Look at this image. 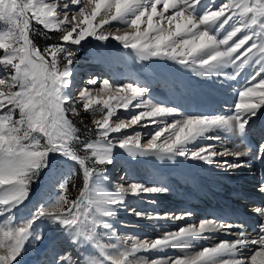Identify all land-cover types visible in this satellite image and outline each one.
<instances>
[{
    "label": "snow or ice",
    "instance_id": "obj_1",
    "mask_svg": "<svg viewBox=\"0 0 264 264\" xmlns=\"http://www.w3.org/2000/svg\"><path fill=\"white\" fill-rule=\"evenodd\" d=\"M53 36L56 42L38 43ZM90 40L104 63L103 50L115 42L141 66L243 82L228 112L216 113L192 110L180 89L154 96L147 80L132 76H91L80 87L74 65ZM119 110L133 114L121 119ZM257 120H264V0H0V264H23L47 239L45 226L63 237L45 245L47 264H264V178L251 225L193 222L189 210L135 211L149 221L185 222L149 239L122 237L118 214L134 211L129 197L170 189L112 184L108 175L117 150L132 161H192L224 174L251 168V160L264 166V126L254 152L224 146L248 144ZM134 126L153 131L127 134Z\"/></svg>",
    "mask_w": 264,
    "mask_h": 264
},
{
    "label": "rangeland",
    "instance_id": "obj_2",
    "mask_svg": "<svg viewBox=\"0 0 264 264\" xmlns=\"http://www.w3.org/2000/svg\"><path fill=\"white\" fill-rule=\"evenodd\" d=\"M216 3H220V0H216ZM88 45L89 46L79 50L74 65L77 84L79 82L78 86L80 87L84 86L86 81L91 76H101L102 78L111 77L109 72L107 73V71L105 72L103 68H101L102 70L99 68L102 66V63L98 60H95V54H99L101 51V49L95 47L96 42L90 40ZM103 51L105 52L106 56L110 57V59H112L113 55H115L116 60L119 63V71L124 68L128 72L134 71L138 74H142L144 79L140 81H148L154 96L159 98L172 97L174 91L176 89H180L186 97L185 102L190 105L192 110H198L205 113H216L220 111L228 112V106L232 104L234 99L233 91L234 89L241 87L240 85L243 82V77H241L238 81H234V85H232V82L221 85L219 83H212L211 81H199L198 78L192 77L190 75H183L174 69L160 68L158 65L148 66L150 62H146L145 65L141 66L134 63L132 59L128 58L126 51L118 46L115 42H112L111 47ZM94 63H98L95 65L98 67L92 66V68H89L90 70H88L87 67L94 65ZM154 68L156 69L155 71ZM86 70L88 71L86 72ZM126 74L129 75V73ZM124 80H126V78ZM131 114L133 113L125 112L124 110H119L118 112L120 118L125 120L128 119ZM125 131L127 134H132L133 131L148 133L153 131V128H140L139 126H134V129H128ZM251 135H254V133ZM232 142L239 144L238 141ZM203 143H216L219 145V143L216 141L206 140L203 141ZM218 145V149H221V146ZM146 159L147 158H140V162H137L132 161L131 158L126 156V154H119L117 155L116 162L113 165L108 166V175L112 178V184L126 183L130 180H137L149 186H167L170 189V191L166 194H145V199L142 200L129 197L128 200H131V202H126L127 209H132L134 211L125 210L122 208L118 214L116 222V227L122 237L139 236L140 238L147 237L149 239H154L157 236L162 235L166 230H173L177 226H183V224L179 223L178 221H149L147 219L138 218L134 214L135 211L143 213L159 212L160 214L165 212H175L176 214H179L182 211L189 210L199 217H202V215H205L204 217H206V214L212 215L210 212L213 211V214H219L222 219H226L230 223H232L231 217L234 214L241 218L247 217L248 221L252 222L251 215H249L251 208H245V205L242 206L239 204L238 206L242 208L236 207V210L233 212L227 211L218 205H214L210 203L211 201L209 202V206H205V204L209 201L208 197H218L221 199L229 198L223 193L226 188L222 187V182L219 184L221 187H218V189H212L214 187L211 185V183L215 184L218 182L212 179L213 176L211 177L206 171L200 170L199 172H194L195 178H191L190 175H193V173H186L187 170L173 162H163L162 165H160L161 161H151L150 163L152 164L153 162V164L150 166L147 165L148 163H145L144 160ZM155 162L159 164H154ZM165 165L166 168H164ZM160 167L165 171L171 170L173 173L167 175L168 173L165 174L164 171L160 169ZM177 168H179L180 172L183 171V174H189V177H183L184 175L182 176L174 174L177 172H175V169ZM122 177L123 179H121ZM207 184L210 187H207ZM215 190H217V192H215ZM241 193L244 194L245 192ZM153 197L155 199V203L148 202ZM254 197L257 198L258 203L253 201L252 204L257 206L261 203L262 197L256 194ZM33 200H35V196L33 197ZM184 203L185 206H182ZM30 207H32L31 204L29 205V208ZM175 207H180V211L173 209ZM225 213H230L231 216L229 218H224ZM174 222L178 223V225L176 224L177 226H172L175 224ZM44 231L47 239L40 246L29 250V253L24 257L23 264H47V261L50 258L48 252L50 251L51 246H49V249L46 250L45 245H48L49 241H53L57 244L63 243V237L60 236L58 232L49 230L47 226H45Z\"/></svg>",
    "mask_w": 264,
    "mask_h": 264
},
{
    "label": "bare ground",
    "instance_id": "obj_3",
    "mask_svg": "<svg viewBox=\"0 0 264 264\" xmlns=\"http://www.w3.org/2000/svg\"><path fill=\"white\" fill-rule=\"evenodd\" d=\"M95 56L97 57L98 54H95ZM96 57H95V60H98V59H96ZM113 57H115V55H113ZM112 59H110V63H104V62H101L100 60H98L99 62L102 63V66H100L99 68L100 69L103 68L105 70V72L107 71V73L109 72L111 77L113 75L121 77L122 81H124V79L127 78L128 76H132V77H135L137 79L136 76H138V75L134 71H130V72L121 71L120 72L118 70L119 63H117V61H115L116 65H114L113 62H112ZM114 60H116V59L114 58ZM96 64H98V63H94V65H90L91 67L88 66L87 67L88 70H90L89 68H92V66L98 67V66H95ZM110 65H111V67L115 68L114 69L115 71H112L108 67ZM88 70H86V72ZM108 70H110V71H108ZM118 72H120V73H118ZM126 73H129V75H127ZM233 83L234 82H232V85H234ZM78 84H79V82H78ZM228 100H230V99H228ZM262 126H264V120H258V122L256 121L254 123V126H253L254 127V132H253L254 135H250L248 144H241V143L237 144V143L232 142V141H225L224 142V146L228 147L229 150H231V151H242V152L248 151L249 150V146H251V150L254 152L256 150V146H257V144H258V142L260 140V136H261L260 128ZM218 146H220V144ZM219 150H223V148L221 147V149H219ZM119 154H123V153L120 150H117V155H119ZM227 159L234 160L233 157H229ZM250 159H251L250 157H241V161L242 162H247ZM144 161L145 162H151V161H155V160H153L151 158H147ZM163 162H168V161H161L160 165H162ZM169 162H171V161H169ZM152 164H153V162H152ZM154 164H159V163L155 162ZM175 164L178 165V166L183 167L185 170H187L186 173H189V174L197 172V171L199 172L200 170H203V171H206L207 173H209L211 177L212 176L214 177V178L212 177V179H214V180H216L218 182V183H215V184L211 183V185L214 187L212 189H216V188L218 189V187H221V186H219V184L222 182V184H223L222 187L226 188V190H224L223 193L229 198H222L221 199V198H218V197L211 198V197L207 196L209 201H208V203L205 204V206H209V202L211 201L210 203H212L214 205L216 204V205H218L220 207H223L227 211H232L233 212V211L236 210L235 209L236 207L237 208L240 207V206H238L239 204H241L242 206L245 205V208L250 207L252 209L253 207H255V204H252V202L255 201V203H258V200L253 198V195H255V194L258 195L257 192H256V186L261 182L262 178H264V166L260 165L258 161L251 160V164H252L251 168L244 167L243 169H240V170H238L235 173L230 172V173H227V174H224V173L219 172L218 170H215L214 168H212V166H208V165H204L202 163H197V162H192V161H182L181 163H175ZM147 165H149V164H147ZM164 168H166V165H165ZM160 169L163 170L165 174H167L169 172V170L165 171L161 167H160ZM168 169H170V168H168ZM177 169H175V172L179 171V168H177ZM186 173H184V175L189 177L188 176L189 174H186ZM174 174H177V173H174ZM206 186L210 187L208 184ZM199 192H200V190H199ZM215 192H217V190H215ZM241 192H245L246 194L245 193L242 194ZM127 202L130 203L131 200H127ZM182 206H185V203L182 204ZM173 209L180 211L181 208L180 207H175ZM212 212H210L212 215L206 214V217H204L205 215H202V217L201 216L199 217V216H196V214H195L191 218V220L193 222H196V221L198 222L200 219H204V218L213 219V218L219 217V218L222 219V217L219 214H213ZM250 213H251V211H250ZM230 216H231L230 213H225V217L224 218H229ZM193 219H195V220H193ZM245 219L248 220L247 217L241 218V217H238L235 214L231 217V220H232L233 224H236L238 222V220H245ZM234 220H235V223H234ZM178 222L181 223V224L185 223L183 221H178ZM251 223L252 222H249V225H251ZM176 224L178 225V223H175L172 226H177ZM249 231H251V227L249 228Z\"/></svg>",
    "mask_w": 264,
    "mask_h": 264
},
{
    "label": "trees",
    "instance_id": "obj_4",
    "mask_svg": "<svg viewBox=\"0 0 264 264\" xmlns=\"http://www.w3.org/2000/svg\"><path fill=\"white\" fill-rule=\"evenodd\" d=\"M54 37H55V36H53L50 40H45L44 38H40V39H38V43L41 44V45H44L45 43H53V42H56V40H55ZM84 119H85V123H88V122L90 121L91 117H89V116H85ZM74 179H75V178H74ZM75 183L79 186L80 181L77 180V179H75ZM75 194H76V193H75V191L73 190L72 195L74 196Z\"/></svg>",
    "mask_w": 264,
    "mask_h": 264
}]
</instances>
